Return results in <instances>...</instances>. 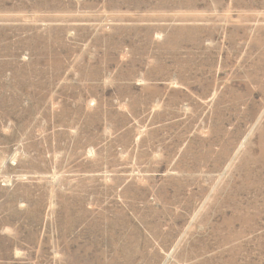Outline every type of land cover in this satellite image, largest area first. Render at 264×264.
Masks as SVG:
<instances>
[{
	"label": "rangeland",
	"instance_id": "374dc122",
	"mask_svg": "<svg viewBox=\"0 0 264 264\" xmlns=\"http://www.w3.org/2000/svg\"><path fill=\"white\" fill-rule=\"evenodd\" d=\"M0 264H264V0H0Z\"/></svg>",
	"mask_w": 264,
	"mask_h": 264
}]
</instances>
